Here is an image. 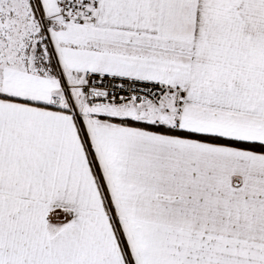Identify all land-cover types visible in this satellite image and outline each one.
<instances>
[{"label": "snow or ice", "instance_id": "1", "mask_svg": "<svg viewBox=\"0 0 264 264\" xmlns=\"http://www.w3.org/2000/svg\"><path fill=\"white\" fill-rule=\"evenodd\" d=\"M0 264H264V0H0Z\"/></svg>", "mask_w": 264, "mask_h": 264}]
</instances>
